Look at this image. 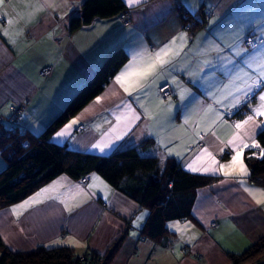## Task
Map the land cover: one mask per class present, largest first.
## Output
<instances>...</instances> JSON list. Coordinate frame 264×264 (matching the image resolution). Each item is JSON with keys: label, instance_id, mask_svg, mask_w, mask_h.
<instances>
[{"label": "crops", "instance_id": "0c3cea01", "mask_svg": "<svg viewBox=\"0 0 264 264\" xmlns=\"http://www.w3.org/2000/svg\"><path fill=\"white\" fill-rule=\"evenodd\" d=\"M122 1L128 24L115 15L68 32L66 22L79 13L82 0H0V128H6L10 107L19 106L28 131L37 135L106 56L121 48L128 55L124 64L51 140L104 156L151 138L162 158L215 180L197 189L193 220L167 223L172 235L163 246L141 235L148 210L95 173L86 185L59 175L0 209V240L11 252L68 247L73 254L91 251L103 260L122 236L106 264H230L228 253H241L264 235V203L256 202L264 200V187L250 181L244 162V150L257 146L264 126V41L248 49L242 40L250 32L264 37V0ZM178 3L195 19L207 12L202 26L185 28ZM165 48L170 49L167 62L147 79L137 84L138 77L130 74L124 87L116 82L126 65L145 66ZM43 67H51L44 78L38 74ZM161 84L171 88L172 98L158 94ZM243 105L249 113L238 118L234 112ZM249 116L253 119L245 124ZM61 130L65 134L57 136ZM238 152L240 159L232 164ZM3 164L0 160V168ZM37 193L40 202L13 212Z\"/></svg>", "mask_w": 264, "mask_h": 264}, {"label": "trees", "instance_id": "16d2710c", "mask_svg": "<svg viewBox=\"0 0 264 264\" xmlns=\"http://www.w3.org/2000/svg\"><path fill=\"white\" fill-rule=\"evenodd\" d=\"M175 8L182 25L190 31L202 26L207 15L200 11V19H195L181 3ZM127 12L122 0H82L79 13L68 18L66 30L73 32L95 19L115 15L121 18ZM249 34L255 36V40H261L255 46L258 48L264 37ZM127 58L121 48L107 55L92 78L37 135L31 134L25 126L23 111L20 118L12 113L11 119L6 120V128H0V157L4 161L0 170V209L23 199L59 175L79 179L95 173L113 189L148 210V218L141 230L144 238L166 245L172 235L167 228L168 222L193 220L192 207L197 189L209 185L216 177L189 173L171 157L162 158L153 139H144L138 145L119 148L104 156L72 150L51 140L54 131L103 90ZM248 113V105L234 112L238 118ZM256 145L244 150V162L250 181L264 187V155H261L264 126L256 135ZM121 238L113 243L103 260L95 253L87 252L94 255L97 264H106ZM82 254H73L68 247L42 246L29 252H11L0 240V264H72ZM263 254L264 235L243 252L228 253L230 264H243L250 258L254 261Z\"/></svg>", "mask_w": 264, "mask_h": 264}, {"label": "snow or ice", "instance_id": "6c2138e0", "mask_svg": "<svg viewBox=\"0 0 264 264\" xmlns=\"http://www.w3.org/2000/svg\"><path fill=\"white\" fill-rule=\"evenodd\" d=\"M130 3H133L135 2V0H129ZM169 51L170 49H161L160 52H157L154 54V56L152 58H150V62L147 63L145 66H137L133 63H130L129 65H126L125 66V70L119 75L116 77V82L121 84V87H124V83H123V80L124 78L127 76V75H130V74H134L138 77V79L135 81V83L139 84V82L141 80H144V79H147L148 76L152 75L156 68L158 66H162L163 64H165L167 62V60L165 59L168 55H169ZM133 68H138V71L136 72H133ZM125 91H128V88H125ZM101 100L100 97H97L96 98V103H99ZM260 100L262 102H264V95H262L260 97ZM262 107H264V105H262ZM87 111V110H85ZM257 111L259 112V108L257 109ZM260 114H264V112H260ZM79 118L77 119H73L72 121H70V123L68 125L65 126V130L69 127H71L72 124H75L77 123ZM253 117L252 116H249L248 117V120L245 121L244 123L247 124L249 123L250 121H252ZM237 128H241L242 125L240 124H237L236 125ZM65 130H61L60 132L56 133L57 136H62L65 134ZM245 135H248V133H245ZM245 147H248V145H244ZM253 146H256V145H253ZM261 155H264V150L261 151ZM240 159V153L238 152L235 156L232 157V164H235L237 161H239ZM214 162V161H213ZM232 165H228V166H225V165H221L220 167L221 168H225V167H231ZM191 167V166H190ZM193 171H195L196 169H192ZM207 170V169H205ZM246 168H244L243 164L241 163L240 165V172L242 174H246ZM226 175L228 173H225ZM49 189H42L41 192H48ZM252 195H254V198H255V194L254 193H250ZM41 195V193H37L35 197H32V198H29V200H26L24 201L21 205H18L16 206V208L13 209V212H16V209L17 208H24L26 205H29L30 202L31 203H38L40 202L37 198ZM260 195L262 197H264V191H260ZM256 202L259 204V203H264V200L262 199H257Z\"/></svg>", "mask_w": 264, "mask_h": 264}, {"label": "built area", "instance_id": "2783aa9c", "mask_svg": "<svg viewBox=\"0 0 264 264\" xmlns=\"http://www.w3.org/2000/svg\"><path fill=\"white\" fill-rule=\"evenodd\" d=\"M126 16H127V14H124L121 17V20L124 24L129 23V21L126 20ZM256 43H257V40H255V36H253L251 34H246V36L243 38V44L248 49H251L252 47H254L256 45ZM50 72H51V67H43L39 70L38 74L41 77H46ZM157 91H158V94L164 99H168V98L173 97V92L167 84H163V85L159 86ZM10 113H11V115H12V113L15 115H18L20 118L22 116V109H20L19 107L16 108L14 106H11L10 107ZM2 121H3V118L0 117V123H2ZM82 128H83V126H79L78 130H81ZM78 180L82 185H86L87 180H88V176L85 175L83 177H80ZM184 251L188 252V248H184ZM72 264H97V259L94 257L93 254L86 252V253L76 257L75 260L72 262Z\"/></svg>", "mask_w": 264, "mask_h": 264}, {"label": "rangeland", "instance_id": "374dc122", "mask_svg": "<svg viewBox=\"0 0 264 264\" xmlns=\"http://www.w3.org/2000/svg\"><path fill=\"white\" fill-rule=\"evenodd\" d=\"M261 40H257V43L256 44H258L259 42H260ZM256 46V45H255ZM252 47L251 49H254V48H256V47ZM51 73V72H50ZM50 73L48 74V75H50ZM47 75V76H48ZM14 107H16V108H18L17 106H14ZM20 109H22V107H19ZM1 117V116H0ZM9 119H11V113H10V115H9V117H8V119L7 120H9ZM1 124V123H0ZM0 160H2V158L0 157ZM4 162V161H3ZM4 165V164H3ZM4 166H2L1 168H0V170L3 168ZM245 245H247V244H245ZM244 247V246H243ZM242 247V248H243ZM79 255V254H78ZM264 259V254L263 255H260V256H258V257H256V260H254L253 261V258H250V259H248V260H246V261H244L243 262V264H252V262H257V261H259V260H263ZM53 264V263H52Z\"/></svg>", "mask_w": 264, "mask_h": 264}, {"label": "water", "instance_id": "95a60500", "mask_svg": "<svg viewBox=\"0 0 264 264\" xmlns=\"http://www.w3.org/2000/svg\"><path fill=\"white\" fill-rule=\"evenodd\" d=\"M252 264H264V259H263V260H259V261H257V262H254V263H252Z\"/></svg>", "mask_w": 264, "mask_h": 264}, {"label": "clouds", "instance_id": "9594fccd", "mask_svg": "<svg viewBox=\"0 0 264 264\" xmlns=\"http://www.w3.org/2000/svg\"><path fill=\"white\" fill-rule=\"evenodd\" d=\"M3 121H4V120H3ZM3 121H2V122H3Z\"/></svg>", "mask_w": 264, "mask_h": 264}]
</instances>
